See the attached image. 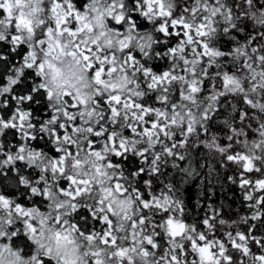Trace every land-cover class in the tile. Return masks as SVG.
I'll list each match as a JSON object with an SVG mask.
<instances>
[{
  "label": "snow or ice",
  "instance_id": "snow-or-ice-1",
  "mask_svg": "<svg viewBox=\"0 0 264 264\" xmlns=\"http://www.w3.org/2000/svg\"><path fill=\"white\" fill-rule=\"evenodd\" d=\"M0 264H264V0H0Z\"/></svg>",
  "mask_w": 264,
  "mask_h": 264
}]
</instances>
